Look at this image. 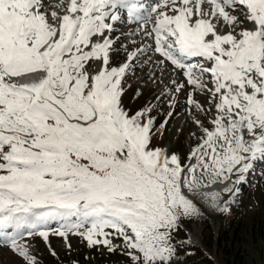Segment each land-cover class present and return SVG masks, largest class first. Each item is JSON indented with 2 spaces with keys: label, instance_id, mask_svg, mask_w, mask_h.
<instances>
[{
  "label": "snow or ice",
  "instance_id": "1",
  "mask_svg": "<svg viewBox=\"0 0 264 264\" xmlns=\"http://www.w3.org/2000/svg\"><path fill=\"white\" fill-rule=\"evenodd\" d=\"M125 16L152 44L113 61ZM147 50L184 77L166 101L156 97L169 108L159 125L155 105L132 112L124 102ZM178 93L197 129L184 157L155 143ZM256 159H264V0H0V242L26 264L36 259L19 241L47 240L56 222L54 235L122 247L129 264H172L173 233L199 213L195 198L217 203L220 192L204 189L243 181Z\"/></svg>",
  "mask_w": 264,
  "mask_h": 264
},
{
  "label": "rangeland",
  "instance_id": "2",
  "mask_svg": "<svg viewBox=\"0 0 264 264\" xmlns=\"http://www.w3.org/2000/svg\"><path fill=\"white\" fill-rule=\"evenodd\" d=\"M49 2L55 6L59 0ZM121 24L118 27H123L125 32L118 31L115 35L118 39L121 33H124V39L122 38L121 45L114 44L118 51L113 56V61L123 62L128 52L134 51L138 46L151 45L152 41L144 37L136 23ZM161 60L163 58L159 53L145 51L136 62V68L127 76L124 96L126 107L132 112L149 104L155 105L159 112L157 125L163 121L169 108L166 102L162 103L156 97L160 96L166 101L165 94L174 86L172 81L184 82L181 70L175 69L169 61L164 60L161 63ZM201 63L195 62L197 65ZM177 98L180 104L163 135H158L155 143L184 157L192 146L189 133L197 129L185 111L190 107L185 103V94L178 93ZM196 98L205 108L209 107L203 96L197 95ZM199 118L205 119L203 114ZM251 163L252 167L245 174L243 181L233 183L236 177H232L225 183L215 184L223 186L221 190H215L220 192L217 203L201 199L199 196L195 198L199 213L183 218L179 228L173 233L176 255L172 264H187L183 257L189 246L200 247L217 264L232 263L235 257L242 258L244 264H264V159H256ZM226 187L232 188L233 191L229 193L225 190ZM204 191L213 192L210 188ZM225 206L228 211H221ZM53 228L50 229L47 240L36 234L19 241L28 245L36 264H129V258L122 247H117L111 252L103 245L90 247L84 237L74 233H68L66 238L54 235L53 232L59 227ZM211 230L215 236L214 243L210 242ZM218 236L223 239L222 245L215 241ZM112 242L114 245H122L120 238H114ZM0 264H26V261L14 252L10 245L0 242Z\"/></svg>",
  "mask_w": 264,
  "mask_h": 264
},
{
  "label": "trees",
  "instance_id": "3",
  "mask_svg": "<svg viewBox=\"0 0 264 264\" xmlns=\"http://www.w3.org/2000/svg\"><path fill=\"white\" fill-rule=\"evenodd\" d=\"M214 235L212 234V230L210 231V242L214 243ZM215 241L219 243V245H222L223 239L218 236L215 238ZM209 249L211 248L206 245ZM189 250L187 253H185L183 260L187 262V264H217L214 262L211 257L203 251L200 247L197 246H189ZM228 264V263H227ZM229 264H244L242 258L235 257L234 261Z\"/></svg>",
  "mask_w": 264,
  "mask_h": 264
},
{
  "label": "bare ground",
  "instance_id": "4",
  "mask_svg": "<svg viewBox=\"0 0 264 264\" xmlns=\"http://www.w3.org/2000/svg\"><path fill=\"white\" fill-rule=\"evenodd\" d=\"M237 11H239V10H237ZM118 31H120V32H125L122 28H119L118 27V23H117V26H116V31L115 32H118ZM127 32V31H126ZM133 32V30H131L130 31V33H132ZM123 35H124V33H121V36L116 40V45H121V42L123 41V39H124V37H123ZM123 38V39H122ZM187 58H189V57H187ZM187 58H184V59H187ZM226 186H228V185H226ZM223 187V186H222ZM222 187L220 186V188L218 187V186H216V185H212L211 187H210V189L212 190V191H215V190H221L222 189ZM216 188V189H215ZM225 188V187H224ZM224 191V190H223Z\"/></svg>",
  "mask_w": 264,
  "mask_h": 264
}]
</instances>
